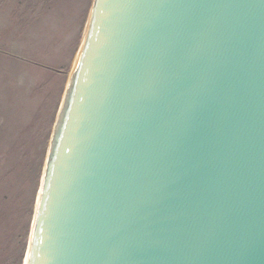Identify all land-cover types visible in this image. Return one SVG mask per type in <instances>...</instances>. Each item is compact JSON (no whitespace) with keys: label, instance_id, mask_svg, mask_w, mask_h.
I'll list each match as a JSON object with an SVG mask.
<instances>
[{"label":"water","instance_id":"water-1","mask_svg":"<svg viewBox=\"0 0 264 264\" xmlns=\"http://www.w3.org/2000/svg\"><path fill=\"white\" fill-rule=\"evenodd\" d=\"M25 264H264V0H93Z\"/></svg>","mask_w":264,"mask_h":264},{"label":"rangeland","instance_id":"rangeland-1","mask_svg":"<svg viewBox=\"0 0 264 264\" xmlns=\"http://www.w3.org/2000/svg\"><path fill=\"white\" fill-rule=\"evenodd\" d=\"M93 0H0V264H23L53 126Z\"/></svg>","mask_w":264,"mask_h":264},{"label":"bare ground","instance_id":"bare-ground-1","mask_svg":"<svg viewBox=\"0 0 264 264\" xmlns=\"http://www.w3.org/2000/svg\"><path fill=\"white\" fill-rule=\"evenodd\" d=\"M86 30V29H85ZM85 34V33H84ZM77 57V56H76ZM75 60H76V58H75ZM75 60H74V63H75ZM40 186H41V184H40ZM38 191H40V187H39V190ZM38 196H39V192H38V194L36 195V202H35V208H36V204H37V200H38ZM28 244H29V241H28ZM27 249H28V246H27ZM26 256H27V251H26V255H25V257H24V259H23V264H25V261H26Z\"/></svg>","mask_w":264,"mask_h":264}]
</instances>
